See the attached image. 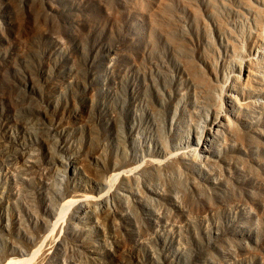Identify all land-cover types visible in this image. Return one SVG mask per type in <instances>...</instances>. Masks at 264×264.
I'll return each instance as SVG.
<instances>
[{"label":"rangeland","instance_id":"374dc122","mask_svg":"<svg viewBox=\"0 0 264 264\" xmlns=\"http://www.w3.org/2000/svg\"><path fill=\"white\" fill-rule=\"evenodd\" d=\"M166 19L184 46L156 36ZM219 105L230 121L200 155ZM19 250L264 264V0H0V264Z\"/></svg>","mask_w":264,"mask_h":264},{"label":"bare ground","instance_id":"6f19581e","mask_svg":"<svg viewBox=\"0 0 264 264\" xmlns=\"http://www.w3.org/2000/svg\"><path fill=\"white\" fill-rule=\"evenodd\" d=\"M152 22H155L156 36L158 35L159 37H161L163 35V37H165L166 40L169 42V44H172V46H175V47H179L181 45L184 46L183 43L181 42V40L179 39V37L176 35V32H175V30L173 28L174 27L173 26L174 25L173 22H170L169 20H167V22L170 23V26L168 28H161L160 23H157L156 20H152ZM167 22H165V24H162V25L166 26ZM161 23H163V22H161ZM156 25H157V27H156ZM150 39L152 40L153 47L151 49H149L148 53L150 55H152L153 57H155V59H158V63L157 64H159L160 63V54H163V51H162V49L159 46V40L160 39L158 40L157 38H155L153 32L151 33ZM187 52L188 51H185V50L179 48V51L174 54L175 60H178L179 62H183V63L186 62L187 64L190 63L191 62L190 59L188 60L186 58L187 57L186 56ZM258 53L260 54V53H262V51L258 50ZM189 55H190V53H189ZM248 63H250V62H247V64H246V62L245 63L243 62L242 66L240 64L241 67L239 66L240 68H238L239 70H238L237 73H232L231 76H229V79L225 78V79H227V80H225L227 83L225 84V86H222V87L225 88V90H223L224 91L223 95L226 96L227 98H231L232 99V97L234 96L233 95L234 86H235L234 83L237 82L238 85L239 84L242 85L241 80L244 77H242L241 75L246 70V67H248ZM192 71L193 70H191V73H192ZM163 76H165V75H163ZM191 77H192V79L194 81H197V79H199V77L196 75V73H194V71L191 74ZM172 79H175V78L172 77ZM172 79H171V82L173 81ZM167 80H169V79H167ZM164 82H166V81H164ZM174 82H175V80H174ZM204 87H205L204 88V92H209V87H208L207 83L204 84ZM224 88H222V89H224ZM215 114H216V116H214L215 118L212 119V120L207 119L206 125L204 127H202L200 129V133L197 134V137H196V140H195V144H196L197 147L195 149H198L199 153L202 152V151L206 152V144L208 142L210 143L218 135L219 132L216 133V131L218 129H220L219 127L221 126L222 121L225 119L227 121L225 124H227L228 121H230V112L228 113L225 110V107H223L222 105L217 106V108L215 110ZM222 126H223V124H222ZM201 154L202 153H200V155ZM102 197L103 196H101V200L98 203L102 204L103 202H105L107 200V199L102 198ZM69 201H70V199H65L64 200L63 204H61V207L59 208L58 212L56 213L57 215H59V214H61L63 212L64 203H67ZM73 204H74V207H75L74 208L75 212H78V213L83 211V210H85V209H87L91 205L90 202L88 200H86V199H81V200L75 199ZM18 254L21 256V258L19 257V258H17V260H15L16 264H25V262L28 261V259H30L28 257L33 256L34 253L33 252L27 253L25 251L19 250ZM22 256H25V257H22ZM10 261L11 260L9 259L4 264H9Z\"/></svg>","mask_w":264,"mask_h":264}]
</instances>
